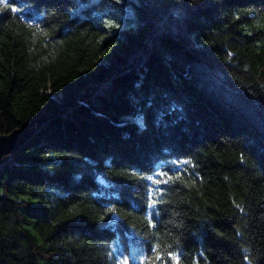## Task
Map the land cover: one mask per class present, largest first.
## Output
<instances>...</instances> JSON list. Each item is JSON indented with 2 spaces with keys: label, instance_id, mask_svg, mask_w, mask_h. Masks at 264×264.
I'll use <instances>...</instances> for the list:
<instances>
[{
  "label": "trees",
  "instance_id": "1",
  "mask_svg": "<svg viewBox=\"0 0 264 264\" xmlns=\"http://www.w3.org/2000/svg\"><path fill=\"white\" fill-rule=\"evenodd\" d=\"M14 132L0 264H264V0H0Z\"/></svg>",
  "mask_w": 264,
  "mask_h": 264
},
{
  "label": "water",
  "instance_id": "2",
  "mask_svg": "<svg viewBox=\"0 0 264 264\" xmlns=\"http://www.w3.org/2000/svg\"><path fill=\"white\" fill-rule=\"evenodd\" d=\"M20 136L18 133H12L10 135H0V163L4 154H8L18 145Z\"/></svg>",
  "mask_w": 264,
  "mask_h": 264
},
{
  "label": "snow or ice",
  "instance_id": "3",
  "mask_svg": "<svg viewBox=\"0 0 264 264\" xmlns=\"http://www.w3.org/2000/svg\"><path fill=\"white\" fill-rule=\"evenodd\" d=\"M13 10H15V9H13ZM185 163H187V161H185ZM157 175H163V174H161V173H157ZM147 179L152 180L153 177H148ZM155 182H156V183H160L161 181H160V180H156ZM164 182H167V181H164ZM149 195L151 196V193H150ZM153 203H155V201H153ZM149 206L151 207L152 205L150 204ZM174 258H175V257H174Z\"/></svg>",
  "mask_w": 264,
  "mask_h": 264
},
{
  "label": "bare ground",
  "instance_id": "4",
  "mask_svg": "<svg viewBox=\"0 0 264 264\" xmlns=\"http://www.w3.org/2000/svg\"><path fill=\"white\" fill-rule=\"evenodd\" d=\"M2 160V159H1Z\"/></svg>",
  "mask_w": 264,
  "mask_h": 264
}]
</instances>
